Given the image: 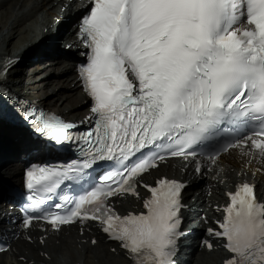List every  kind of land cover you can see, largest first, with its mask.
I'll list each match as a JSON object with an SVG mask.
<instances>
[{
  "label": "snow or ice",
  "instance_id": "1",
  "mask_svg": "<svg viewBox=\"0 0 264 264\" xmlns=\"http://www.w3.org/2000/svg\"><path fill=\"white\" fill-rule=\"evenodd\" d=\"M90 4L77 35L87 49L78 71L91 126L78 132L56 114H24L53 149L75 143L82 156L25 171L22 226L43 220L59 231L96 222L129 264H175L186 185L166 176L149 184L142 176L169 157L191 158L197 173L204 167L197 156L215 165L222 154L247 148L264 159V0ZM14 66L12 59L0 66V86ZM0 97L14 99L8 91ZM65 182L76 194L57 203ZM138 186L149 193L144 210L120 214L110 198L141 199ZM227 195L218 230H207L223 241L222 264H264V201L256 185L241 182Z\"/></svg>",
  "mask_w": 264,
  "mask_h": 264
},
{
  "label": "bare ground",
  "instance_id": "2",
  "mask_svg": "<svg viewBox=\"0 0 264 264\" xmlns=\"http://www.w3.org/2000/svg\"><path fill=\"white\" fill-rule=\"evenodd\" d=\"M8 0H2L1 4H6ZM12 4V11L10 9L6 10L5 14H11V22H7L8 31L4 34L3 29L0 28V59H4L6 55L10 52V48H15L21 42L28 40L29 37L36 31L39 21H40V12L43 8L49 6L52 8L48 9V13L42 18L45 25L53 24V16L56 15L55 11H57V7L55 6L54 0H10ZM27 2L25 6L23 4ZM9 2V1H8ZM67 4L68 1L64 0ZM62 3V2H61ZM77 4L76 1L70 4ZM15 6V7H14ZM17 9V12H16ZM20 11L22 12L19 15ZM17 16L19 17L17 19ZM29 16L31 19V23L25 26V30L21 31L20 24H22V20L26 19ZM5 19L4 17L1 18ZM23 20V21H24ZM5 21V20H3ZM17 28V29H16ZM73 29V26L71 27ZM33 30V31H32ZM28 32L29 35L26 33ZM7 33L9 34V38H7ZM24 33L27 34L24 37ZM24 37V38H23ZM20 38V39H19ZM23 38V39H22ZM22 39V41H20ZM63 46L66 44H70V41H75L74 31L71 30L68 34L64 35ZM75 43H73L74 45ZM51 53L48 54L50 56ZM62 55L60 54L58 58L61 59ZM44 69H42L41 64L37 65V68L30 69L28 67L23 69L24 81L22 87V95L27 96L31 99H36L38 102H44L48 107H53L55 105H59L60 110L67 115L77 116L79 106H83L85 104L86 97L82 94L80 82L76 79V75L73 74L74 67L70 62H60L62 70L60 73L54 71V61L42 60ZM3 65V61L0 60V66ZM61 67V65H60ZM59 67V68H60ZM42 69V70H41ZM57 69V68H56ZM42 71L40 75H33L35 72L38 73ZM59 70V69H57ZM38 71V72H37ZM53 71V72H52ZM35 73V74H36ZM71 81L67 83V80L64 81V75L69 74ZM12 73L9 72L7 75L6 83H10L12 80ZM55 77H62L63 88L62 90H69L66 98L60 102L55 100V97L60 93V90L57 89V79ZM42 78H46V83L44 85H31L29 86L31 91L34 93H30V95H26L24 92V87L28 86V83L34 84L42 80ZM35 79V80H34ZM32 80L35 82L33 83ZM13 82V80H12ZM49 86L52 87L50 94L47 96H43L42 93L49 92ZM67 93V92H66ZM74 93L77 95L76 98H73ZM78 93L80 97L78 99ZM38 94V95H37ZM62 99V96L60 97ZM70 103V104H69ZM0 145H4L5 143H11L15 149L19 146L17 144V140L26 141L29 137L28 130L18 127L9 126L5 123H0ZM50 147V145H49ZM178 163L179 161H174ZM174 164L171 163L169 165L163 166L159 172H156L157 175H172L175 174L176 177H183L184 179L190 177L192 182L196 184V178H192V173H190V167L186 168V173L180 169H174ZM264 170V159L260 157L259 154L255 152H249L248 150H243L241 153H235L230 156H223L220 159V162L215 167L214 172L211 173L210 178H203L199 184L200 195L198 201L202 203L201 207L203 209L201 214L206 215V219H210L215 215L214 206L220 205L224 200V194L226 189H230L233 187L237 180H243L246 176L254 177L255 180H258L260 183H264V175L261 171ZM21 174V163L15 162L10 165L9 176L17 178ZM205 186V187H204ZM213 191V194L209 196V192ZM192 199L189 200V202ZM118 202H122L118 208H128L132 209L137 204V199H129V200H119ZM209 203H212L209 207ZM196 206L190 205V209L193 210ZM3 210L1 211V213ZM0 213V214H1ZM203 223V219H198V226ZM97 228H90V231L84 230L83 235L81 234L80 228L70 227L65 228L59 232H41L39 230H30L27 237L33 238V243L28 241H24L19 238L17 241L13 242L11 248V255L9 256L7 263L8 264H70L80 262L82 264H128V258L125 253L118 248L116 244L106 243L104 239H101L97 236ZM45 235H49V237L45 240V243L42 244L41 238ZM94 237H97L98 242L93 245L91 241ZM99 246L98 254H96L95 262L89 261L87 258L82 259L81 253H79V259L75 256L73 250H78L79 252L86 251L90 252L94 247ZM80 246V247H79ZM112 247H116V252H111ZM208 255L201 256L200 260L193 262L194 264H216L218 260V255H214L211 252H207ZM0 264H4V260L0 259Z\"/></svg>",
  "mask_w": 264,
  "mask_h": 264
},
{
  "label": "rangeland",
  "instance_id": "3",
  "mask_svg": "<svg viewBox=\"0 0 264 264\" xmlns=\"http://www.w3.org/2000/svg\"><path fill=\"white\" fill-rule=\"evenodd\" d=\"M9 1V2H8ZM7 2H6V4L5 3H3L2 5H0V28L1 29H3L2 31H3V33L5 34L7 31H8V25H7V22H11V14H13V13H11V14H5L6 13V10L7 9H9V13H10V9H11V11H12V2L10 1V0H8ZM22 0H20V2H21ZM1 2H2V0H0V4H1ZM24 2L25 1H23V4H24ZM25 6L27 5V2L24 4ZM15 7V6H14ZM17 11V10H16ZM22 14V12L20 11V13H19V15H21ZM2 17H4L5 19H3V20H5V21H3L1 18ZM20 17V16H19ZM18 16H17V19L19 18ZM29 17V16H28ZM26 18L24 21L22 20V24H20V26H18V27H21L20 28V30L21 31H24L25 29V26H27V25H29L30 24V22H31V20H30V18ZM44 19H45V17H44ZM17 29V28H16ZM33 31V30H32ZM28 35H29V33L28 32H26ZM26 33H24L23 35H24V37H26L27 36V34ZM23 37V38H24ZM7 38H9V34L7 33ZM22 38V39H23ZM20 39V38H19ZM22 39L20 40V41H22ZM13 49V48H12ZM10 51H11V48H10ZM39 64H41V67H42V69H44L46 66H44V63L43 62H41V63H39ZM44 67V68H43ZM60 67V64L59 65H57V69H59V70H57V71H61V69H62V65H61V67ZM34 68H37V65H31L30 66V69H34ZM41 69V70H42ZM41 70H39L40 72H38V73H34L33 75H40V74H42V71ZM53 72V71H52ZM21 78H23V77H21ZM43 79V78H42ZM35 80V79H34ZM34 80H32V82L34 83L35 81ZM40 80V79H39ZM39 80H38V82H39ZM42 82H44L45 81V79L44 80H41ZM38 82H35L34 84H30V86L31 85H40ZM61 84H59L58 86H60ZM30 88V87H29ZM49 91L50 90H52V87L51 86H49ZM26 89V86L24 87V90ZM31 90V89H30ZM25 93H26V95H30V91H28V90H26V91H24ZM31 92H33V91H31ZM29 93V94H28ZM34 93V92H33ZM64 94H67V93H64ZM38 95V94H37ZM58 96V95H57ZM57 96H56V98H55V100L57 99ZM61 97V96H60ZM74 97V96H73ZM77 97V96H76ZM16 148V147H15ZM98 252V250L97 249H94V251L92 252V253H90L89 254V256H91V257H89V261H91V262H95V260L93 259V255H95L96 253ZM77 253V252H76ZM83 256V258H84V255H82ZM74 264H76V263H74Z\"/></svg>",
  "mask_w": 264,
  "mask_h": 264
}]
</instances>
